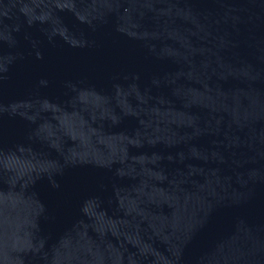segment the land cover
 Listing matches in <instances>:
<instances>
[{
    "label": "water",
    "instance_id": "1",
    "mask_svg": "<svg viewBox=\"0 0 264 264\" xmlns=\"http://www.w3.org/2000/svg\"><path fill=\"white\" fill-rule=\"evenodd\" d=\"M0 264H264V0H0Z\"/></svg>",
    "mask_w": 264,
    "mask_h": 264
}]
</instances>
